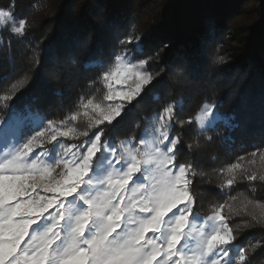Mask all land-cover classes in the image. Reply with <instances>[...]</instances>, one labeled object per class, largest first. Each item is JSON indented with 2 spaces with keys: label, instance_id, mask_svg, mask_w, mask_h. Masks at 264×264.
<instances>
[{
  "label": "snow or ice",
  "instance_id": "obj_1",
  "mask_svg": "<svg viewBox=\"0 0 264 264\" xmlns=\"http://www.w3.org/2000/svg\"><path fill=\"white\" fill-rule=\"evenodd\" d=\"M12 19L0 10V23ZM140 39L129 35L118 44L142 53ZM132 50L123 48L91 81L103 86L101 100L82 99L62 120L34 117L27 131L15 114L0 119V264H247L229 221L243 213L253 226L264 225V203L241 192L199 216L191 191L196 169L179 162L181 138L172 135L174 104L161 108L139 138H108L155 79L147 71L153 57L132 61ZM204 108L195 117L202 131L212 111ZM258 151L264 165L261 150L247 154L248 165L256 164ZM245 160L241 155L221 170L219 188L264 184V172ZM241 197V208H234Z\"/></svg>",
  "mask_w": 264,
  "mask_h": 264
},
{
  "label": "trees",
  "instance_id": "obj_2",
  "mask_svg": "<svg viewBox=\"0 0 264 264\" xmlns=\"http://www.w3.org/2000/svg\"><path fill=\"white\" fill-rule=\"evenodd\" d=\"M0 10L13 17L0 23V97L14 96L0 99V119L62 120L82 99L101 100L103 86L91 81L123 48L133 49L127 56L134 60L153 57L147 71L155 79L109 136L141 128L174 104L172 135L181 138L179 162L196 169L191 191L199 216L241 192L264 203L259 182L218 187L221 170L241 155L246 167L264 172L259 151L256 164H247V154L264 151V0H0ZM21 20L25 27L17 34ZM129 35L141 37L142 53L118 44ZM204 105H214L227 122L198 132L195 117ZM231 203L241 208L242 197ZM229 223L247 264H264V225L253 226L243 213Z\"/></svg>",
  "mask_w": 264,
  "mask_h": 264
},
{
  "label": "rangeland",
  "instance_id": "obj_3",
  "mask_svg": "<svg viewBox=\"0 0 264 264\" xmlns=\"http://www.w3.org/2000/svg\"><path fill=\"white\" fill-rule=\"evenodd\" d=\"M2 24V23H1ZM1 27V26H0ZM134 46V45H133ZM129 60L132 61H138V60H134L131 56H128ZM114 88H119L120 86L118 85H113ZM209 109H211V114L207 115L206 119L209 121V123L207 124V130L206 131H202L198 124L196 123V128L198 130V132L200 133H204L207 132L208 130L212 129L213 126L219 122H223L225 121V118L223 116H221L220 114L217 113V111L215 110V106L214 105H207ZM129 108V106L126 108ZM205 112V108L203 106V108L201 109V111L199 112V114L204 113ZM157 113H154L151 117H149L148 119H144V124L141 128H138V124H135L133 127H127L125 129H123L121 131V136L120 137H113V136H109L108 138L110 140H114L115 142H119L120 140L135 136L137 138H139L141 136V134H145L146 130L150 129L151 123H152V118L156 115ZM198 114V115H199ZM18 118V120L21 122L22 128L27 131L29 130L31 127H33V119L34 116L31 115H26V116H16ZM217 117H221L223 119L217 120ZM124 118V117H123ZM78 123H80L81 126L84 125V123H86V121L82 118ZM202 218V217H201Z\"/></svg>",
  "mask_w": 264,
  "mask_h": 264
}]
</instances>
